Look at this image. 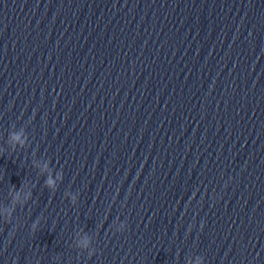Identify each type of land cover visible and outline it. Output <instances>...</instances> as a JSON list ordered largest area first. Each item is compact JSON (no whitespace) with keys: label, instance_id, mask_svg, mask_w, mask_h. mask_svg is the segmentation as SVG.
I'll list each match as a JSON object with an SVG mask.
<instances>
[{"label":"water","instance_id":"95a60500","mask_svg":"<svg viewBox=\"0 0 264 264\" xmlns=\"http://www.w3.org/2000/svg\"><path fill=\"white\" fill-rule=\"evenodd\" d=\"M262 237L264 0H0V264H244Z\"/></svg>","mask_w":264,"mask_h":264},{"label":"clouds","instance_id":"9594fccd","mask_svg":"<svg viewBox=\"0 0 264 264\" xmlns=\"http://www.w3.org/2000/svg\"><path fill=\"white\" fill-rule=\"evenodd\" d=\"M12 139L13 140H17V141H19V136H13L12 137ZM46 183L49 185V186H51L52 184H53V181L52 180H48V181H46Z\"/></svg>","mask_w":264,"mask_h":264}]
</instances>
